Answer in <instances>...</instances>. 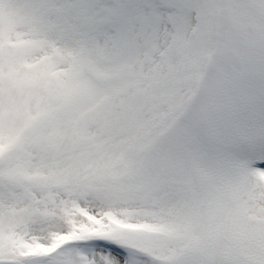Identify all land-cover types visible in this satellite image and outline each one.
Returning a JSON list of instances; mask_svg holds the SVG:
<instances>
[{
  "label": "rangeland",
  "instance_id": "obj_1",
  "mask_svg": "<svg viewBox=\"0 0 264 264\" xmlns=\"http://www.w3.org/2000/svg\"><path fill=\"white\" fill-rule=\"evenodd\" d=\"M0 264H264V0H0Z\"/></svg>",
  "mask_w": 264,
  "mask_h": 264
},
{
  "label": "trees",
  "instance_id": "obj_2",
  "mask_svg": "<svg viewBox=\"0 0 264 264\" xmlns=\"http://www.w3.org/2000/svg\"><path fill=\"white\" fill-rule=\"evenodd\" d=\"M222 11H221V17H220V36L222 39V44L224 43V40L226 39V36L229 31V21H228V14L225 12L226 5H223Z\"/></svg>",
  "mask_w": 264,
  "mask_h": 264
},
{
  "label": "bare ground",
  "instance_id": "obj_3",
  "mask_svg": "<svg viewBox=\"0 0 264 264\" xmlns=\"http://www.w3.org/2000/svg\"><path fill=\"white\" fill-rule=\"evenodd\" d=\"M94 216L97 217L96 214H94ZM94 216H93L92 220H93V221H97L99 218H95Z\"/></svg>",
  "mask_w": 264,
  "mask_h": 264
}]
</instances>
